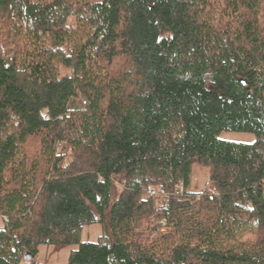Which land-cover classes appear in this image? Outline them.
I'll use <instances>...</instances> for the list:
<instances>
[{
	"label": "trees",
	"instance_id": "trees-1",
	"mask_svg": "<svg viewBox=\"0 0 264 264\" xmlns=\"http://www.w3.org/2000/svg\"><path fill=\"white\" fill-rule=\"evenodd\" d=\"M0 219V264H264V0H0Z\"/></svg>",
	"mask_w": 264,
	"mask_h": 264
},
{
	"label": "rangeland",
	"instance_id": "rangeland-1",
	"mask_svg": "<svg viewBox=\"0 0 264 264\" xmlns=\"http://www.w3.org/2000/svg\"><path fill=\"white\" fill-rule=\"evenodd\" d=\"M67 26L72 27L75 25L74 18L67 19ZM222 140L237 142V143H252L254 136L247 133H222L219 137ZM209 176V169L204 166L194 165L191 171V184L190 191L200 192L205 190L207 186ZM151 222V221H150ZM163 227V223L159 222ZM145 222L139 225L138 229L132 230L129 236L126 238L129 240H138L142 243V246H149L151 240L150 233L146 230ZM3 227L2 219H0V228ZM165 229L160 228L159 231ZM169 232L171 231L168 230ZM136 233V235L134 234ZM102 230L99 224L84 225L80 232V242H92L95 243L101 237ZM255 230L249 226L241 228L235 236V242L243 244L244 246L250 245L254 240ZM156 235V234H155ZM151 238V239H150ZM78 245H41L39 246L38 253L35 256V261L41 264H67L68 256L71 251L76 250Z\"/></svg>",
	"mask_w": 264,
	"mask_h": 264
},
{
	"label": "built area",
	"instance_id": "built-area-1",
	"mask_svg": "<svg viewBox=\"0 0 264 264\" xmlns=\"http://www.w3.org/2000/svg\"><path fill=\"white\" fill-rule=\"evenodd\" d=\"M177 188L179 189V191H181V185H179ZM155 195H156V193H155L154 190H149V191H148V196H149V197H153V196H155ZM153 237H155V234L153 235ZM24 264H29V263L25 262Z\"/></svg>",
	"mask_w": 264,
	"mask_h": 264
}]
</instances>
